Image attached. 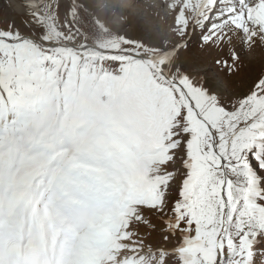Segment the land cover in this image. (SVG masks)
<instances>
[{"label": "snow or ice", "instance_id": "6c2138e0", "mask_svg": "<svg viewBox=\"0 0 264 264\" xmlns=\"http://www.w3.org/2000/svg\"><path fill=\"white\" fill-rule=\"evenodd\" d=\"M22 8L0 0V264H264V0Z\"/></svg>", "mask_w": 264, "mask_h": 264}, {"label": "rangeland", "instance_id": "374dc122", "mask_svg": "<svg viewBox=\"0 0 264 264\" xmlns=\"http://www.w3.org/2000/svg\"><path fill=\"white\" fill-rule=\"evenodd\" d=\"M138 11H139V9H137V8L131 9L130 10V16L135 17L137 15ZM92 27L95 31L96 38L99 41H103L108 35H110V33L103 32L101 29L95 27L94 25Z\"/></svg>", "mask_w": 264, "mask_h": 264}, {"label": "bare ground", "instance_id": "6f19581e", "mask_svg": "<svg viewBox=\"0 0 264 264\" xmlns=\"http://www.w3.org/2000/svg\"><path fill=\"white\" fill-rule=\"evenodd\" d=\"M18 13H23L22 0H8Z\"/></svg>", "mask_w": 264, "mask_h": 264}]
</instances>
